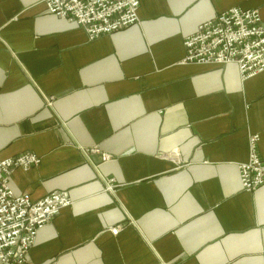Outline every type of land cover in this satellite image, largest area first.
Wrapping results in <instances>:
<instances>
[{"label": "crops", "instance_id": "1", "mask_svg": "<svg viewBox=\"0 0 264 264\" xmlns=\"http://www.w3.org/2000/svg\"><path fill=\"white\" fill-rule=\"evenodd\" d=\"M236 7L264 22V0H140L138 24L91 41L44 0H0V159L41 158L10 188L73 202L26 264H264V187L239 174L253 136L264 161V72L184 63Z\"/></svg>", "mask_w": 264, "mask_h": 264}, {"label": "built area", "instance_id": "2", "mask_svg": "<svg viewBox=\"0 0 264 264\" xmlns=\"http://www.w3.org/2000/svg\"><path fill=\"white\" fill-rule=\"evenodd\" d=\"M47 13L83 28L91 41L123 31L139 23L140 0H44ZM185 64L225 67L236 65L244 80L264 72V22L256 10L233 8L199 26L185 38ZM259 136L250 139L249 161L239 166L240 182L247 193L264 187V161L258 154ZM99 153L100 151H93ZM107 162L111 159L102 154ZM41 164L31 153L0 159V264H26L39 231L53 221L72 200L53 193L33 202L10 188L12 174L30 171ZM108 189L113 190L114 180ZM118 236L121 228L109 230Z\"/></svg>", "mask_w": 264, "mask_h": 264}]
</instances>
